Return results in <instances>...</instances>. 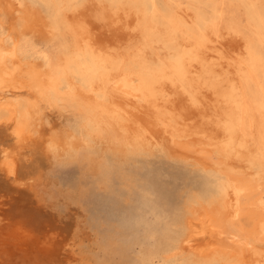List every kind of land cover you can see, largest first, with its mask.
I'll return each mask as SVG.
<instances>
[{
  "label": "bare ground",
  "instance_id": "1",
  "mask_svg": "<svg viewBox=\"0 0 264 264\" xmlns=\"http://www.w3.org/2000/svg\"><path fill=\"white\" fill-rule=\"evenodd\" d=\"M182 4L161 28L157 0H84L59 15L55 37L38 5L0 0V190L45 201L46 170L70 138L62 118L83 113L91 134L131 145L165 139L170 154L222 177L218 196L192 203L168 257L264 264V93L261 104L245 102L240 82L250 56L225 41L219 24L186 39L181 26L190 22L180 15ZM147 48L156 50L153 59L142 55ZM1 206L0 264H41L44 255V264H54L59 248L45 250L56 246V234L42 237L47 246L37 237L43 225L50 233L51 223L23 207ZM69 249L75 252L72 244Z\"/></svg>",
  "mask_w": 264,
  "mask_h": 264
},
{
  "label": "rangeland",
  "instance_id": "2",
  "mask_svg": "<svg viewBox=\"0 0 264 264\" xmlns=\"http://www.w3.org/2000/svg\"><path fill=\"white\" fill-rule=\"evenodd\" d=\"M27 1L43 10L53 23L51 35L58 37L62 30L59 15L69 6H78L84 0ZM181 1L186 17L184 14L180 15L190 22L188 27L181 26L186 32L182 34L188 41H194L200 29L215 30L214 24L217 23L225 33V41H234L231 44L243 49L247 59L250 56L251 64L246 67L247 74L241 78L240 91L247 104H261L264 93V0H157L161 8L155 19L160 21L161 28L165 26L169 14H174L177 10ZM254 3L257 7H254ZM260 7L261 10H257ZM253 17L260 27L254 25ZM190 28L191 30H187ZM232 34L234 38L230 39ZM43 43H46L45 40ZM158 52L163 54L161 49ZM141 53L153 59L156 50L147 48ZM62 122L70 138L61 151L56 150L57 158L54 159L53 166L46 170L48 181L44 185L45 189H41L42 198L46 200L37 202L36 196L26 197L20 191L7 193L6 190H0L1 196L6 193L0 199V203L4 205L0 206H8L6 212L15 207H23L26 213L40 214L44 224L51 223L50 233L48 226L43 225L44 228L39 232L44 234H37V237L41 245H45L46 240H52L56 245L45 250L46 254L49 251L54 252L53 254L58 251L57 257L50 258L54 260V264L59 259L62 261L58 264L188 263L186 255L170 258L166 254L180 241L192 203L198 199L219 195L222 181L219 173L199 167L183 156L170 154L165 139L131 145L114 136L91 134L86 126L88 117L83 113L70 112L62 118ZM73 141L77 143L74 144ZM11 202L16 206L10 208L7 204L10 203L11 206ZM44 236L46 240H43ZM69 244L74 246L75 252H71ZM45 257L41 264H44ZM50 259L48 262H51ZM9 262L8 260L7 264L15 261Z\"/></svg>",
  "mask_w": 264,
  "mask_h": 264
}]
</instances>
